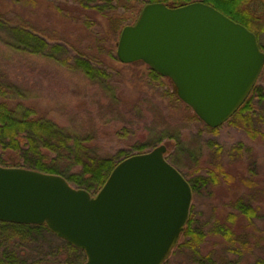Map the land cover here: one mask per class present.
Listing matches in <instances>:
<instances>
[{
    "label": "rangeland",
    "instance_id": "1",
    "mask_svg": "<svg viewBox=\"0 0 264 264\" xmlns=\"http://www.w3.org/2000/svg\"><path fill=\"white\" fill-rule=\"evenodd\" d=\"M120 2L127 4L125 11L121 5L113 11L94 10L73 0H0V11L6 18L27 21L41 33L57 38L53 43L60 40L66 49L60 59L69 60L62 63L20 52L11 46L8 29L0 28V83L16 86L21 97H27L30 104L62 127L92 134V145L102 156L120 151L132 155L163 144L166 160L184 177L206 176L214 168L226 172L198 194L192 192L189 216L205 235L202 246L196 252L174 246L166 264H264V146L243 128L227 122L234 114L215 131L201 120L189 119L195 113L177 97L169 78L152 75L140 60L118 61L116 25L120 15L129 17L128 9H140L150 0ZM114 5L115 1L111 3ZM246 9L253 16L251 29L264 52V11L257 0L250 1ZM78 53L106 71L108 79L103 84L89 80L73 67L72 58ZM254 86L264 88V64ZM252 101L255 110L245 125L262 132L264 96L252 97ZM140 144L141 152L136 149ZM238 198L257 211L250 220L238 214L233 239H227L220 225L232 226L226 215L237 213L233 203ZM1 238L3 249L23 263L68 264L53 251L57 237L9 229L0 234Z\"/></svg>",
    "mask_w": 264,
    "mask_h": 264
},
{
    "label": "water",
    "instance_id": "2",
    "mask_svg": "<svg viewBox=\"0 0 264 264\" xmlns=\"http://www.w3.org/2000/svg\"><path fill=\"white\" fill-rule=\"evenodd\" d=\"M116 58L169 78L208 127L245 101L264 64L256 35L201 1L146 3L122 28ZM165 145L120 160L95 193L57 174L0 165V222L42 225L82 264H163L189 218L192 189Z\"/></svg>",
    "mask_w": 264,
    "mask_h": 264
},
{
    "label": "trees",
    "instance_id": "3",
    "mask_svg": "<svg viewBox=\"0 0 264 264\" xmlns=\"http://www.w3.org/2000/svg\"><path fill=\"white\" fill-rule=\"evenodd\" d=\"M81 7L100 10L107 8L109 11L116 9L121 5L125 11L127 4L120 0H73ZM115 1L116 5L111 6ZM161 1L169 7H177L194 0H150ZM209 4L231 18L232 20L250 28V21L253 17L246 9V5L252 0H198ZM264 11V0H257ZM102 3V4H101ZM102 5V6H101ZM141 9V8H140ZM140 9H128V16L123 13L117 21L116 30L119 36L122 27L133 20L139 14ZM133 15L130 19V16ZM127 17V19L125 18ZM0 28H7L11 37V46L20 51L26 52L32 56H44L51 59H59L62 63H68V59H60L61 54L65 52V44L59 42L53 43L57 39L52 35H46L37 30L32 24L25 22H12L6 18L0 11ZM65 42V41H64ZM114 46H111V50ZM73 67L79 70L91 81L103 84L108 75L103 68L96 67L84 58L80 53L72 58ZM151 74L159 77L152 71ZM19 89L11 84L2 85L0 83V165L4 167H25L28 169L59 174L63 176L70 184L77 188H82L90 193H95L103 185L113 167L129 154L120 151L115 155L102 156L97 146L94 147V136L90 133H77L68 130L59 125L53 117L47 113L43 114L36 106L28 102V98H23L18 93ZM23 95V94H22ZM263 97L264 88L254 86L242 105L237 109L234 115L227 121L236 127H241L248 133L249 137L261 143L264 146V131H252L249 127L251 122V113L255 110L252 97ZM22 98V99H21ZM187 117V116H186ZM191 120L199 122L200 119L192 114ZM247 123V125H245ZM215 131L214 128H208ZM154 146V145H153ZM136 149L143 151V146H137ZM99 150V151H98ZM173 164L177 165L175 160L171 159ZM206 176L185 175L189 182L192 192L198 194L200 189L212 183L217 182L218 175H226L223 169L208 171ZM235 212H228L226 217L232 226L226 224L220 225V231L224 237L233 239L235 231L233 222L238 214L250 220L255 216L256 207L245 203L241 198L234 201ZM12 229L17 233L29 234L32 236L43 237L44 235L54 236L42 225H26L0 222V234ZM5 237V236H4ZM6 238V237H5ZM56 239V238H55ZM2 238L0 239V264H29L18 261L9 250L3 249ZM53 245V251L56 256L64 257L68 264H82L85 256L81 250H78L63 240L58 239ZM205 241V235L198 229L192 217L189 216L181 234L175 245L187 248L196 252ZM165 261L163 264H166ZM34 264V263H33Z\"/></svg>",
    "mask_w": 264,
    "mask_h": 264
},
{
    "label": "flooded vegetation",
    "instance_id": "4",
    "mask_svg": "<svg viewBox=\"0 0 264 264\" xmlns=\"http://www.w3.org/2000/svg\"><path fill=\"white\" fill-rule=\"evenodd\" d=\"M251 28H252V24H251V21H250V28H249V29H250L251 31H253ZM253 32H254V31H253ZM254 33H255V32H254ZM255 34H256V33H255Z\"/></svg>",
    "mask_w": 264,
    "mask_h": 264
}]
</instances>
